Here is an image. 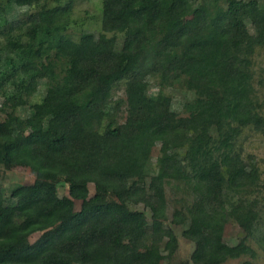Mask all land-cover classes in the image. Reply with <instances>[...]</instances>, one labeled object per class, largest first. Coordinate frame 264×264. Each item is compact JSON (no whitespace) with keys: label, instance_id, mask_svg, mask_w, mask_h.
<instances>
[{"label":"trees","instance_id":"trees-1","mask_svg":"<svg viewBox=\"0 0 264 264\" xmlns=\"http://www.w3.org/2000/svg\"><path fill=\"white\" fill-rule=\"evenodd\" d=\"M14 2L27 10L9 20L0 7V166L23 164L34 180L0 189V264H162L179 246L165 223L169 182L191 192L171 223L185 226L194 264L257 256L246 240H223L231 218L264 251L260 203L234 191L258 176L238 140L247 128L264 132L254 96L264 0H102L100 31L77 38L73 0ZM150 56L167 63L158 92L150 90L154 74L141 73ZM45 61L53 72L42 79ZM122 82L125 96L116 97ZM176 87L190 92L185 114L165 92ZM86 91L83 106L76 96ZM23 107L28 117L18 114ZM60 182L69 195H60Z\"/></svg>","mask_w":264,"mask_h":264},{"label":"rangeland","instance_id":"rangeland-1","mask_svg":"<svg viewBox=\"0 0 264 264\" xmlns=\"http://www.w3.org/2000/svg\"><path fill=\"white\" fill-rule=\"evenodd\" d=\"M66 0H64L65 2ZM73 15L74 23L71 25L70 33L74 38H77L79 33L82 30L87 29L95 32H99L101 29V9H102V0H73ZM0 7L4 9V14L9 20H14L18 16V13L27 10V7H19L15 4L14 0H0ZM192 9H189L184 14L185 20H190L192 18ZM250 30L253 32V26L248 22ZM123 38L121 35L117 38L116 49L119 50L122 46ZM49 54L52 56L56 53V50L52 47L48 49ZM53 60V59H51ZM167 67V63L156 59L154 56H150L143 66L141 73L152 72V82L150 84L151 92H158L161 87L160 78L158 77ZM254 70H255V80H254V96L257 98V101L261 104L262 113L264 114V48H258L254 55ZM53 72V66L49 61L42 62L39 65L37 75L45 79ZM151 74V73H149ZM124 82L120 83L115 91L114 95L116 97H124ZM44 91L43 86L40 87V94ZM165 92L173 100L174 109L180 113L185 114L184 103L188 100L190 92L186 87H176V88H167ZM90 99V92L86 91L80 93L76 96V101L85 105ZM3 99H0L2 102ZM19 115L22 117H28L31 114V109L28 107H23L18 111ZM114 117V116H113ZM125 112H120L118 118L124 120ZM5 113L0 111V122L4 120ZM239 148L242 149V152L247 161L253 159L257 164L258 176L255 182H241L239 186L234 189L237 192V195L250 196L257 198L260 203V213L261 219L258 225V230L256 234L264 233V132L247 128L241 134L238 140ZM159 145L155 146L152 149L151 155L146 161L145 164V175L150 177L157 170V159L159 156ZM34 180V175L30 169L23 164H13L8 166H0V189H3L7 194L19 184H28ZM58 189L60 195H69L68 186L64 182L58 183ZM90 195L96 193L95 185L93 183L89 184ZM112 196V195H110ZM166 196H167V217L168 220L166 225H171L174 229L175 234L178 237L179 246L171 259H166L162 264H180L183 261H186L187 264H194L191 259V254L194 250V244L192 241L188 240L182 235V230L184 225H175L171 223L173 218V213L177 208H180L182 203L180 200L187 201L188 199L192 200L191 192L189 189L185 188L181 183L180 185L175 186L171 182L166 184ZM107 197V195H106ZM105 198V197H104ZM76 209H80L81 201L75 200ZM139 209H145L149 221L151 220V211L148 208H145L144 205L139 204L136 206ZM41 233H35L30 237V240L35 241ZM247 235V232L234 220H227L223 232V240L234 246L241 241H245L251 245L257 252L256 257L251 255H242L240 258L228 259L223 264H240L246 260H251L257 264H264V251L258 246V243L251 237Z\"/></svg>","mask_w":264,"mask_h":264}]
</instances>
